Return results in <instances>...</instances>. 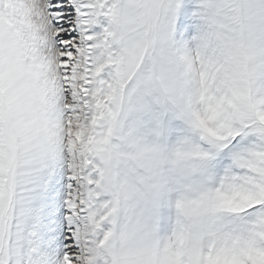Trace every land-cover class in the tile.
Here are the masks:
<instances>
[{"label": "snow or ice", "instance_id": "obj_1", "mask_svg": "<svg viewBox=\"0 0 264 264\" xmlns=\"http://www.w3.org/2000/svg\"><path fill=\"white\" fill-rule=\"evenodd\" d=\"M0 264H264V0H0Z\"/></svg>", "mask_w": 264, "mask_h": 264}]
</instances>
